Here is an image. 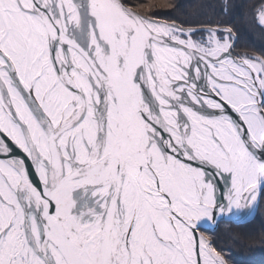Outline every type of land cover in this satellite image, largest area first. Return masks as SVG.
<instances>
[{"label": "snow or ice", "instance_id": "1", "mask_svg": "<svg viewBox=\"0 0 264 264\" xmlns=\"http://www.w3.org/2000/svg\"><path fill=\"white\" fill-rule=\"evenodd\" d=\"M172 8L0 0V264H229L209 233L264 203V53Z\"/></svg>", "mask_w": 264, "mask_h": 264}, {"label": "trees", "instance_id": "2", "mask_svg": "<svg viewBox=\"0 0 264 264\" xmlns=\"http://www.w3.org/2000/svg\"><path fill=\"white\" fill-rule=\"evenodd\" d=\"M220 1L223 2L222 0ZM205 5L207 10L211 8L209 2H207L201 6L202 10L205 9ZM237 6L238 4L234 5L233 9L231 8L230 14H233V11H237ZM232 16H228L229 19ZM220 20L225 21L224 19ZM250 34L251 32H246L245 41L249 42V44L247 46L243 45L244 48L241 49L256 51L258 54L264 53V39L258 37L257 40V38L251 36H254V34ZM259 34L261 37L264 36V30L259 29ZM221 225L225 226L224 228L222 226L221 232L216 235V241L219 249H223L226 256L232 259L234 263H236L235 260L237 259L239 262L237 264H264V203L259 207L257 217L254 220L242 225H235L232 222L225 221ZM244 255H248V257H243Z\"/></svg>", "mask_w": 264, "mask_h": 264}, {"label": "rangeland", "instance_id": "3", "mask_svg": "<svg viewBox=\"0 0 264 264\" xmlns=\"http://www.w3.org/2000/svg\"><path fill=\"white\" fill-rule=\"evenodd\" d=\"M174 1L177 8L173 7L172 9H166L165 12L164 10H162L161 12L173 17L176 21H188L194 24H207L209 22L208 20L219 21L220 19H224L225 22L231 24L234 27V29L236 30V35L240 36H238L236 40L237 51L258 54V52L256 51L241 49L249 44V42L245 41L246 32H251V34H254V36L251 34L250 35L253 38H257V40L258 37L264 39V36L261 37V35L259 34V29L264 30V28L259 27L258 24L252 21L251 16L248 13V6L254 3L255 0H227L228 4L230 5L234 6L238 4L239 6L237 8V11L232 10L233 14H230L231 11L225 12L222 10V5L225 3V0H222L223 2H221L220 0H168V2H170L172 5H174ZM157 2H159V0H157ZM207 2H209L211 8L207 10V7L205 5V9L202 10L201 6H203ZM224 13L225 15H223ZM205 15L207 16V20L204 18ZM230 15L233 16L229 19L228 16ZM242 28H244V30L246 31L242 30ZM221 226H223L224 228L225 225ZM243 257H248V255H244ZM255 258L259 259L258 257ZM235 261L236 263H239L237 259Z\"/></svg>", "mask_w": 264, "mask_h": 264}, {"label": "bare ground", "instance_id": "4", "mask_svg": "<svg viewBox=\"0 0 264 264\" xmlns=\"http://www.w3.org/2000/svg\"><path fill=\"white\" fill-rule=\"evenodd\" d=\"M169 3H170V2H169ZM173 7H174V8H177V7H176V3H175V1H174V5H173ZM164 12H165V10H164ZM160 18H163V19H169V20L174 19L173 17L168 16V15H166V13H162V12H160ZM204 18L207 20V16H206V15L204 16ZM208 21H210V20H208ZM177 22H179V21H177ZM237 37H238V35H237ZM33 179H36V178L33 177ZM258 209H259V208H258ZM258 209H257V210H256L251 216L246 217L245 219H243V220H246V221H244V222H242V223H241V220H240V221H230V222H233L235 225L246 224V223H248V222L254 220V218L257 217ZM221 228H222V226H221V224H220L219 227H216L211 233H209L210 235L213 236L215 246H217L218 250H220V249H219V247H218L219 245L217 244V241H216V240H217V236H216V235H217L218 233L221 232ZM225 258H226V260L229 261V264H237V263H234V261H233L232 259H230L228 256H226V254H225Z\"/></svg>", "mask_w": 264, "mask_h": 264}, {"label": "water", "instance_id": "5", "mask_svg": "<svg viewBox=\"0 0 264 264\" xmlns=\"http://www.w3.org/2000/svg\"><path fill=\"white\" fill-rule=\"evenodd\" d=\"M232 221H236V220H232ZM244 221H246V220H241V223L244 222Z\"/></svg>", "mask_w": 264, "mask_h": 264}]
</instances>
